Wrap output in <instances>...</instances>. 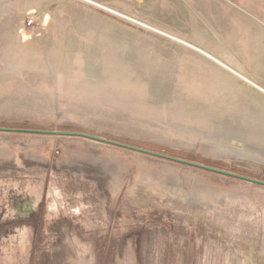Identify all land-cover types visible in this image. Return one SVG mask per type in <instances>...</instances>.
<instances>
[{
    "label": "rangeland",
    "instance_id": "obj_1",
    "mask_svg": "<svg viewBox=\"0 0 264 264\" xmlns=\"http://www.w3.org/2000/svg\"><path fill=\"white\" fill-rule=\"evenodd\" d=\"M0 128L264 181V0H0ZM0 264H264V186L0 131Z\"/></svg>",
    "mask_w": 264,
    "mask_h": 264
},
{
    "label": "water",
    "instance_id": "obj_2",
    "mask_svg": "<svg viewBox=\"0 0 264 264\" xmlns=\"http://www.w3.org/2000/svg\"><path fill=\"white\" fill-rule=\"evenodd\" d=\"M0 131H7V132L18 131V132H26V133H40V134H48V135L85 138V139L92 140L94 142L104 143V144H108V145H113V146L129 149V150L135 151L137 153L147 154V155H151V156H154V157L166 159V160H169V161L178 162V163H181V164L189 165V166L196 167V168H199V169H203V170H206V171H210V172H213V173L229 176V177H232V178L241 179V180H244V181H247V182H251V183H254V184H258V185L264 186V181H261V180H258V179H254V178H251V177L239 175V174L232 173V172H229V171L216 169V168H213V167H210V166H206V165H203V164L190 162V161H187V160H184V159H179V158L167 156V155H164V154L156 153V152L149 151V150H146V149H142V148H139V147H134V146L127 145V144H124V143H119V142L108 140V139L101 138V137H98V136L89 135V134H86V133L65 132V131H40V130H28V129H21V130H17L16 129L15 130V129H9V128H0Z\"/></svg>",
    "mask_w": 264,
    "mask_h": 264
},
{
    "label": "bare ground",
    "instance_id": "obj_3",
    "mask_svg": "<svg viewBox=\"0 0 264 264\" xmlns=\"http://www.w3.org/2000/svg\"><path fill=\"white\" fill-rule=\"evenodd\" d=\"M229 68V67H228Z\"/></svg>",
    "mask_w": 264,
    "mask_h": 264
}]
</instances>
